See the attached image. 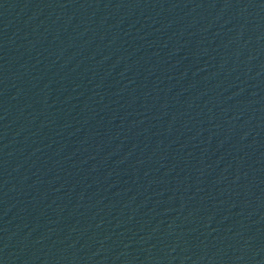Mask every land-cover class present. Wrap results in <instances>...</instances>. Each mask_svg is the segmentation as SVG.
<instances>
[{"label": "water", "instance_id": "95a60500", "mask_svg": "<svg viewBox=\"0 0 264 264\" xmlns=\"http://www.w3.org/2000/svg\"><path fill=\"white\" fill-rule=\"evenodd\" d=\"M0 264H264V0H0Z\"/></svg>", "mask_w": 264, "mask_h": 264}]
</instances>
